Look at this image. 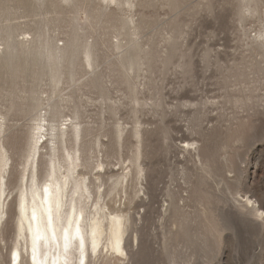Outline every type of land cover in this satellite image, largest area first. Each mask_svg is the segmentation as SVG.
<instances>
[{"label": "rangeland", "instance_id": "374dc122", "mask_svg": "<svg viewBox=\"0 0 264 264\" xmlns=\"http://www.w3.org/2000/svg\"><path fill=\"white\" fill-rule=\"evenodd\" d=\"M72 1L73 8L62 0H0V136L13 144L10 180L34 119L47 107L51 81L42 46L51 39L60 47L77 36L78 57L70 65L62 62V92L53 97L61 104L59 120L78 109L83 147L91 162L104 158L110 173L129 164L137 141L131 129L144 133L140 161L149 180L143 183L148 205H141L147 199L139 185L126 189L137 204L132 212L141 245L132 249V264H264V221L239 202L247 194L264 206V36L258 37L264 33V0L253 13L243 10L247 0H133L132 14L111 4L104 12L101 0ZM130 14L133 24L126 20ZM38 38L39 47L30 52L20 44ZM84 41H93L94 69L84 67ZM70 66L76 83L69 79ZM121 125L127 128L124 141L115 138ZM96 138L110 144L109 152L99 151ZM199 158L213 160L208 173ZM123 190L116 196L121 202ZM167 191H175L174 201L187 216L175 237L165 219L172 202ZM11 192L0 226V264H19L9 261L15 230ZM179 196L187 197L185 203ZM23 256L21 264H27Z\"/></svg>", "mask_w": 264, "mask_h": 264}, {"label": "bare ground", "instance_id": "6f19581e", "mask_svg": "<svg viewBox=\"0 0 264 264\" xmlns=\"http://www.w3.org/2000/svg\"><path fill=\"white\" fill-rule=\"evenodd\" d=\"M62 1L66 2V4L68 3L67 6L73 4H69L73 2L72 0ZM101 1L106 4L105 7L103 6L104 8L101 7L102 11L105 8L107 9L108 5L111 4L120 8L122 12L127 9L129 10L128 13H131L130 11L134 6L133 0ZM257 1L247 0V3L243 5V10L245 8L248 12H255ZM76 5L73 4L70 7L73 8ZM102 11L101 14L106 12V10ZM131 14L128 16L129 19H126L128 22L132 21L133 17ZM74 18L78 20L76 13ZM133 22L131 23L133 24ZM134 28L136 27L134 26ZM73 29L75 31L77 28ZM263 36L264 33L259 31L258 37L262 38ZM80 39L77 36L69 37L63 46L60 47L58 45L55 46V44L51 45L50 39L42 46V54H44L47 60V73L51 81V88L47 90V107H42L45 110L44 113L38 114L39 116H36L37 118L35 117L36 119H34L35 123L31 127L29 140L25 149L20 154V168L13 181L10 180L12 159L9 153V150L13 149V144L7 138H4V135L0 136V226L4 222L3 218L7 216L9 204V202L7 203V199L12 194L11 190H13L15 191L13 197L15 230L9 252V261L13 260L14 262L18 260L19 264L23 261V254L27 256V264H132L134 253L139 249V229L136 227V218L132 212V205L137 204L134 202V196L130 195L128 193L129 190L127 192L126 189L129 186L135 187L139 185L140 187L137 191H142L147 199V203L142 199L141 205L144 207L148 205L150 193L144 190L146 188L143 183L147 184L149 180L146 178L145 165H142V161H140V158L145 153H143V146L145 145L143 131L138 126H134L131 129L137 141L136 145H134L132 156L129 158V164L120 166L119 171L114 172L113 169H109L110 173L107 169L108 164L103 160L104 158H97L91 162L94 159L90 157L89 152H86V149L83 147L84 138L80 127L81 120L78 109L75 107L68 119L63 120L61 118L62 121L59 120L60 117H63L59 116L60 114L58 115V112L61 111H59L61 104L59 105L58 101L54 100L56 98L53 97L59 93L58 91H61L58 87H63L59 86V84H62L61 78L65 70L63 68L66 66L62 67L64 65L62 62L67 60L68 65L72 64L76 55L74 51H76V46L81 42ZM39 40L40 38L38 40L22 41L20 44H22L25 51L29 50L30 52V50L39 47L37 45V41ZM91 42L84 41L80 51L83 54L87 67L83 65L88 70L90 68L94 69V65L95 67L97 66L94 64L96 60L94 58V46ZM81 55L80 57H82ZM76 57H78V54ZM130 60L129 62H131ZM74 61L73 63H75ZM70 68L71 66L68 71L69 79L76 83L74 79L76 78V71L70 70ZM131 68L132 64L130 63L129 71ZM73 69H75V66ZM93 71L91 70L90 72L96 74V71ZM126 72L123 75L128 77V72ZM95 79L98 81V78ZM126 82L128 83V81ZM98 84H95L96 87L99 86ZM132 85L130 86L129 84V87H133ZM71 86H74V84ZM136 89L137 87L135 89L131 88L130 91ZM62 97L58 98L57 96L60 100ZM63 99L62 101H64ZM134 100L133 102L136 103V97ZM40 105H43L42 102L38 106ZM49 112L51 113L50 116L48 115ZM125 128H122V125L118 127L115 138L119 140L127 129ZM4 132L5 118L1 116L0 134H4ZM96 139L94 143L97 144V148H100L99 151L103 147L106 152H109L110 144L104 143L98 138ZM189 146L190 142L187 141V150H189ZM89 147L93 148L90 145ZM131 147H133V144ZM180 147L183 148V146ZM199 151L197 153L198 156L200 155ZM99 157L102 158L101 156ZM90 158L92 159L91 161ZM199 160L203 171L208 173L212 168L213 160H201V158ZM12 183L13 186L10 187ZM120 189H124L123 191L125 192V197H122L123 202L120 199H116ZM197 190L198 187L195 186L193 191L196 192ZM199 191L201 192L200 188ZM167 194L170 196L172 202L169 207V204H167L164 213L168 212L165 219L171 224L172 228L169 231L173 236L179 232L178 226L182 225L181 220L187 216L183 212L182 205L174 201V197L176 196L175 191L174 193H170L169 191ZM201 196L199 195V203L203 201V196ZM179 200L185 203L184 200L186 201L187 197L179 196ZM239 202L241 208L248 210L256 218L264 221L263 204L256 203L257 200H253L247 194H241ZM142 217L143 215L141 214L139 220ZM133 247H136L135 252H132ZM171 263H175L173 259ZM9 264L11 263L9 262Z\"/></svg>", "mask_w": 264, "mask_h": 264}, {"label": "snow or ice", "instance_id": "6c2138e0", "mask_svg": "<svg viewBox=\"0 0 264 264\" xmlns=\"http://www.w3.org/2000/svg\"><path fill=\"white\" fill-rule=\"evenodd\" d=\"M33 258H35V257H33Z\"/></svg>", "mask_w": 264, "mask_h": 264}]
</instances>
